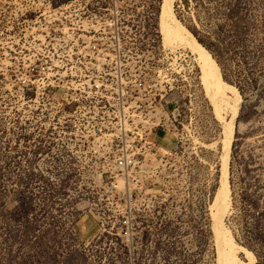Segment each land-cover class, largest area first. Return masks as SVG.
Returning <instances> with one entry per match:
<instances>
[{"label": "rangeland", "instance_id": "1", "mask_svg": "<svg viewBox=\"0 0 264 264\" xmlns=\"http://www.w3.org/2000/svg\"><path fill=\"white\" fill-rule=\"evenodd\" d=\"M163 3L0 0V264H264V0L175 1L220 68L219 111ZM176 48L198 74L165 87ZM106 72L143 79L156 114L159 150L134 174L87 126ZM125 218L137 236H111Z\"/></svg>", "mask_w": 264, "mask_h": 264}, {"label": "built area", "instance_id": "2", "mask_svg": "<svg viewBox=\"0 0 264 264\" xmlns=\"http://www.w3.org/2000/svg\"><path fill=\"white\" fill-rule=\"evenodd\" d=\"M163 58L166 66L159 71L158 77L165 87L197 77L199 64L192 52L176 48L165 52ZM92 87L97 94V104L94 105L95 115L91 116L92 121H88L87 126L94 140L115 146L116 168L134 174L140 158L147 159L159 150L156 141L151 139L157 126L156 114L146 116L139 111L144 80L132 74L122 76L117 72H106L99 73ZM170 124L173 126L174 122ZM120 223L119 232H114V226L110 228L111 236L122 239L137 236L133 219L125 218Z\"/></svg>", "mask_w": 264, "mask_h": 264}, {"label": "bare ground", "instance_id": "3", "mask_svg": "<svg viewBox=\"0 0 264 264\" xmlns=\"http://www.w3.org/2000/svg\"><path fill=\"white\" fill-rule=\"evenodd\" d=\"M175 1L176 0H164L163 6H162V27L165 31V38L167 40V43L171 44L173 42L174 37H178V34L179 35L183 34L187 38L188 46L192 49L193 52H195L199 55L198 58H199L200 62L202 63V67H203V71H204V78L203 79L205 81V84H207L209 86L210 90L213 91L212 94H213L214 105L216 106L217 111H219L220 110L219 99L222 96V93L224 91V86H225L224 81L222 79L221 72H220V68H219L218 64L216 63V61L212 59V56L205 49V47L178 20V18L176 17V14H175V10H174ZM180 39L183 40L182 38H180ZM230 136L232 137V134ZM227 156L225 155L224 162H223V181H222V191H221V197L222 198L221 199H223V197L226 194H228L227 191H229L228 190V180H227ZM228 200L229 199H227V201ZM226 203L227 202H225L224 204L227 205ZM219 218H221V217L219 216ZM221 228H223V227H221ZM216 229L218 231V228H216ZM221 232H222V230H221ZM220 257H221V255H220Z\"/></svg>", "mask_w": 264, "mask_h": 264}, {"label": "trees", "instance_id": "4", "mask_svg": "<svg viewBox=\"0 0 264 264\" xmlns=\"http://www.w3.org/2000/svg\"><path fill=\"white\" fill-rule=\"evenodd\" d=\"M204 46V45H203ZM205 47V46H204Z\"/></svg>", "mask_w": 264, "mask_h": 264}]
</instances>
